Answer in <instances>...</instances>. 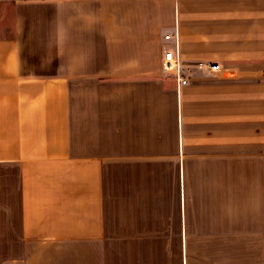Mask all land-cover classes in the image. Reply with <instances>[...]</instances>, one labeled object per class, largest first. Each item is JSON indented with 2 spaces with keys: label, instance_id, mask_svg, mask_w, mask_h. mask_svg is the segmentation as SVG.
<instances>
[{
  "label": "crops",
  "instance_id": "0c3cea01",
  "mask_svg": "<svg viewBox=\"0 0 264 264\" xmlns=\"http://www.w3.org/2000/svg\"><path fill=\"white\" fill-rule=\"evenodd\" d=\"M176 49L222 70L178 88ZM230 148L257 178L264 0H0V264H232L213 221L168 258L161 170Z\"/></svg>",
  "mask_w": 264,
  "mask_h": 264
},
{
  "label": "rangeland",
  "instance_id": "374dc122",
  "mask_svg": "<svg viewBox=\"0 0 264 264\" xmlns=\"http://www.w3.org/2000/svg\"><path fill=\"white\" fill-rule=\"evenodd\" d=\"M216 64V63H215ZM106 94V92H105ZM102 92L79 93V99H100ZM116 96V91L109 92V98ZM231 148L220 151L215 149L208 152V156H200L193 151V165L163 166L162 194H163V221L167 226L166 238L168 242V258L178 252L175 240L177 228L181 222H210L215 226L211 230L218 234L230 235L224 245L197 246L207 251L220 250L227 257L231 256L232 264H239L242 253L248 264H264V163L259 165L258 177L251 178L249 169L235 163ZM187 168V170H186ZM248 176H244L245 174ZM242 220L245 224L242 225ZM255 223L248 226L246 223ZM210 229L197 231L205 233ZM229 230V231H228ZM194 232V231H192ZM247 234H251L248 236ZM254 235V236H253ZM260 237V239H258ZM255 252L257 258L252 257ZM78 254H70L72 264L79 262ZM41 261V260H40ZM55 259L53 264H61ZM40 264H46L41 261Z\"/></svg>",
  "mask_w": 264,
  "mask_h": 264
},
{
  "label": "built area",
  "instance_id": "2783aa9c",
  "mask_svg": "<svg viewBox=\"0 0 264 264\" xmlns=\"http://www.w3.org/2000/svg\"><path fill=\"white\" fill-rule=\"evenodd\" d=\"M176 39L178 38V34L174 36ZM172 35L166 36V40H171ZM177 50V49H176ZM164 71L166 73L174 76L175 81L177 82L178 88L187 86L190 84L189 76L192 73V69L201 71V72H211V73H219L222 70L221 65L212 63V62H199L190 68H186L184 66L179 50L172 51L169 50L165 53L164 61H163Z\"/></svg>",
  "mask_w": 264,
  "mask_h": 264
}]
</instances>
